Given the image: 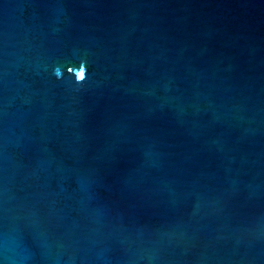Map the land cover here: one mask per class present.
Masks as SVG:
<instances>
[{
  "label": "water",
  "instance_id": "obj_1",
  "mask_svg": "<svg viewBox=\"0 0 264 264\" xmlns=\"http://www.w3.org/2000/svg\"><path fill=\"white\" fill-rule=\"evenodd\" d=\"M0 264H264V0H0Z\"/></svg>",
  "mask_w": 264,
  "mask_h": 264
},
{
  "label": "clouds",
  "instance_id": "obj_2",
  "mask_svg": "<svg viewBox=\"0 0 264 264\" xmlns=\"http://www.w3.org/2000/svg\"><path fill=\"white\" fill-rule=\"evenodd\" d=\"M65 68L67 73L71 77H74L75 84L82 88L89 76L87 60L81 59L78 66L76 64L57 65L53 69V75L58 79H63ZM77 90H79V88Z\"/></svg>",
  "mask_w": 264,
  "mask_h": 264
}]
</instances>
